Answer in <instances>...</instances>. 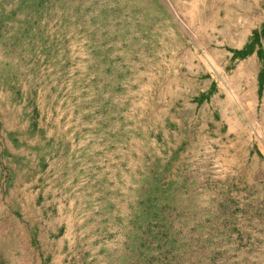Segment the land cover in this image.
<instances>
[{"label":"rangeland","instance_id":"obj_1","mask_svg":"<svg viewBox=\"0 0 264 264\" xmlns=\"http://www.w3.org/2000/svg\"><path fill=\"white\" fill-rule=\"evenodd\" d=\"M259 34L264 0H0V264H264Z\"/></svg>","mask_w":264,"mask_h":264},{"label":"crops","instance_id":"obj_2","mask_svg":"<svg viewBox=\"0 0 264 264\" xmlns=\"http://www.w3.org/2000/svg\"><path fill=\"white\" fill-rule=\"evenodd\" d=\"M251 35L247 39L244 40L241 48H236L237 51H234L231 54V58L234 59V69L232 76V84L235 88V92L242 93L238 95L234 92V97L236 99L241 98L243 101L244 108L249 106L250 103H254L258 101L260 104L259 115L256 116L258 119V127L262 130L264 129V110L262 107L264 106V40L261 38V35L258 38L254 37L250 38ZM243 52H240V51ZM263 86V87H261ZM260 89L262 94V99H260ZM208 104H206L207 106ZM216 106H220L221 110L223 106H225L224 102L221 101H213L211 100L209 104V108H215ZM206 108V107H205ZM227 108V107H226ZM219 110L220 119L224 121L223 118H227L225 125H227L228 131L231 127H234L235 133L238 136H242L247 134L252 127L249 116L240 111H235L233 113L229 112L224 115L223 111ZM222 113V114H221ZM213 120V119H212ZM210 121L212 124L214 121Z\"/></svg>","mask_w":264,"mask_h":264}]
</instances>
